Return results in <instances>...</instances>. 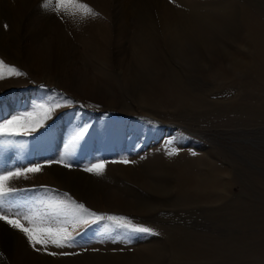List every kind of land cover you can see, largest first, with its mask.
Masks as SVG:
<instances>
[{
	"label": "rangeland",
	"instance_id": "374dc122",
	"mask_svg": "<svg viewBox=\"0 0 264 264\" xmlns=\"http://www.w3.org/2000/svg\"><path fill=\"white\" fill-rule=\"evenodd\" d=\"M192 4L203 9L219 6L225 14L234 15L240 14L245 4L251 12L264 14V0H192ZM99 18L113 27L112 19L103 15ZM4 23L3 29L12 32L10 22L4 19ZM50 32L56 33L57 28L53 27ZM132 36L133 28L118 44L124 45L125 49L120 47L118 51L112 41L110 52L121 60H128L131 51L127 46ZM152 44L154 55L162 58L163 65L176 69L191 92L198 93L199 103L188 107L166 105L159 110L149 108L144 110L147 112H141L136 107L135 93L120 79L121 70L96 63L92 54L84 52L79 40L69 73H80L82 76L86 73L113 96L115 104L86 97L81 89L69 86V80L66 87L50 84L37 75L35 68H31L24 57L7 56L0 50V61L4 62L0 65V74L5 77L0 79V96L14 103L16 99L22 101L30 94L0 123H6L14 116L26 117L28 113H34L32 119H42L44 112L51 108V118L42 120L45 126L36 133L0 136V172L42 165L40 172L26 173V178L23 177L26 185L21 197L29 200L26 206L31 205L34 194L46 201V208H34L33 216H43L51 211L47 207L50 204L63 205L71 211L70 203L74 201L97 214L124 216L137 225L151 227L157 233H127L110 227L109 221H99L88 227H73L70 222L67 230L76 236L75 243L63 248L49 243L60 256L58 259L70 261V264H83L79 259L90 252L123 255L136 251L135 257L140 256L139 251H146L142 253L148 257L149 264H264V113L256 116L243 113V109H250L245 99H250V104L256 102L257 98L264 99V81L258 87L255 81L246 82L252 88L250 92L243 93L240 82L250 78L248 75L236 77L237 82L226 75V78L216 80L215 84L203 76L206 72L195 76L206 68L200 72L194 70V73H198L187 76L183 72L184 66L172 57L163 39H154ZM225 47L239 58H250L247 50L241 49L242 46L238 44ZM6 66L15 67L23 74L13 75ZM217 87H220L219 92ZM40 104L45 105V109L35 107ZM56 104L60 107L53 108ZM118 113L125 116L118 117ZM132 115H144L155 120L135 119ZM80 133H84V137L77 139ZM48 135L53 136L55 144L51 155L45 153L52 138ZM35 147H38L37 150ZM173 149L177 150V154L169 155ZM32 150V155L22 157V154ZM192 152L201 157L199 171L215 178L221 185V189L213 194V202L182 200L176 198L174 193L168 200L166 197L158 200L116 172L110 175L103 173L108 174V177H103L105 187L117 190L138 203L151 205L148 214L92 207L71 190L57 185L49 169L53 163H67L83 169L94 163L114 167L124 163V160L139 167L144 162L157 160L162 165L167 161H178L174 160L175 157ZM62 157L63 163L60 162ZM15 180L10 182V186L20 188L14 185ZM30 186L36 189H30ZM20 192L23 191L16 194ZM12 203L16 206L15 201H10L7 207L16 210ZM2 258H6L5 253ZM9 260L6 263L12 264ZM0 264H3L1 260Z\"/></svg>",
	"mask_w": 264,
	"mask_h": 264
},
{
	"label": "bare ground",
	"instance_id": "6f19581e",
	"mask_svg": "<svg viewBox=\"0 0 264 264\" xmlns=\"http://www.w3.org/2000/svg\"><path fill=\"white\" fill-rule=\"evenodd\" d=\"M42 3L44 0H0L1 52L11 57H24L30 67L35 68L37 75L50 84H62L66 87L69 80V86L81 89L86 97L97 102L109 105L116 103L113 96L96 80L86 76V73L84 76L79 72L78 75L75 72L69 73L78 40L81 41L84 52L92 54L96 63L121 70L120 79L135 93L136 107L141 112H147L144 110L149 108L159 110L166 105L188 107L200 102L198 93L191 92L179 72L169 65H163L162 58L154 55V39L165 41L166 48L176 62L184 66L183 72L187 76H194L206 68L203 73L195 76L206 72L203 76L215 84L216 80H222L226 75L236 82V77L248 75L250 78L240 82L244 88L243 93L250 92L252 88L246 82L255 81L258 87L264 81V14L251 12L245 4L242 5L240 14L234 15L225 14L219 6L203 9L193 5L192 0H68V10H61L59 14L45 10L41 7ZM76 4H86L98 15L84 16V10L75 7ZM52 7H55V0H52ZM101 15L112 19L113 27L103 22L99 18ZM4 19L10 22L14 35L3 29L4 24L6 25ZM53 27L57 28L56 33L50 32ZM132 28L133 36L128 40L130 42L127 46L131 51L130 58L121 60L118 55L110 52L109 46L113 41L118 51L120 47L124 50V45L118 44ZM229 44L242 46L241 49L247 50L250 58L237 57L225 47ZM194 70L198 72L194 73ZM216 90L219 92L220 87ZM3 101L5 106L1 104L0 111L15 105L8 99ZM245 101L249 102L247 105L250 109H243L244 114L256 116L260 112L264 113V99L257 98L253 104H250V99ZM121 105L130 108L128 105ZM48 137L52 138L45 153L51 155L55 144L53 136ZM177 159L178 161H167L162 165L158 160L144 162L141 167L131 163H118L114 167L105 165L103 173L108 172L110 175L116 172L158 200L165 197L168 200L174 193L176 198L182 200L213 202V194L221 189V185L215 178L199 171L201 157L187 154L180 158L177 156L174 160ZM49 169L57 185L67 191L71 190L92 207L135 214H148L151 210V205L138 203L137 200L116 192L117 190L105 187L102 184L103 177H108V174L96 175L83 168L65 167L59 163H53ZM16 181V186L25 185L22 178ZM23 194L24 192H20L9 197L5 206L10 201H15L16 206L12 204L16 210L13 211L18 210L29 219L34 217V208H46V201L38 194H34L31 205L26 206L29 200L22 199ZM21 220L25 226H31L23 217ZM53 252L57 253L49 244L46 247L36 245L34 248L24 233L0 221V260L3 264H7L8 258L12 264H70V261L59 260L58 254H49ZM136 252L123 255L90 252L79 259V262L149 264L148 257L142 253L146 251H139L140 256L135 257ZM4 253L6 258L3 259Z\"/></svg>",
	"mask_w": 264,
	"mask_h": 264
},
{
	"label": "snow or ice",
	"instance_id": "6c2138e0",
	"mask_svg": "<svg viewBox=\"0 0 264 264\" xmlns=\"http://www.w3.org/2000/svg\"><path fill=\"white\" fill-rule=\"evenodd\" d=\"M68 6V0H55V7H52V0H44V3L41 5L45 10L56 11L58 14L61 10L67 11ZM74 6L83 9L84 16L95 17L98 15L86 4H76ZM84 16H82V18H84ZM3 64L4 62L0 61V65ZM6 67H8L9 72L13 75L19 76L23 74L15 67ZM0 79H5V77L0 74ZM35 107L45 109V105L43 104ZM52 107L59 108L60 105L56 104ZM50 113L51 108L44 112L42 119H32L34 113H28L26 117L14 116L6 123H0V136H14L21 133L28 134L29 132L36 133L38 129L45 126L42 120L46 121L51 118ZM85 131H87V129ZM83 137L84 133H80L77 139H82ZM169 143H171V141H169ZM168 154L176 155L177 150L173 149ZM195 154V152H192V155ZM60 162L63 163V157ZM123 162L128 163L127 160H124ZM64 166L71 167L72 165L65 163ZM41 170L42 165L37 164L34 167L0 172V221L5 222L13 229L24 233L28 238L29 243L32 244L34 248L36 245H43L46 247L49 243L57 248L72 246L75 243L76 236L67 230L70 222L73 224V227H78L80 225L88 227L99 221H109L111 222L110 227L121 229L127 233L157 235V233H155L149 226L137 225L124 216L97 214L96 212L90 211L84 204L76 203L74 201L70 203L71 211L66 210L63 205L50 204L47 207L52 209L51 211L46 212L43 216H34L31 219L20 211L14 212L11 208L6 207L5 205L9 197L14 196L18 191H23V189L10 186V182L21 177L26 178V173H38ZM83 170L96 175H101L105 170V164L94 163ZM21 217H23L24 220H27V223L31 226H25V224L22 223ZM43 224H47L48 226H40ZM49 254L56 255L57 253L53 252ZM61 254L67 255L68 253Z\"/></svg>",
	"mask_w": 264,
	"mask_h": 264
}]
</instances>
